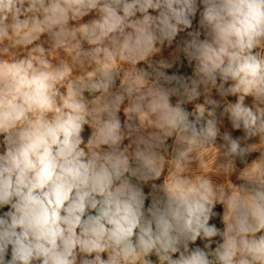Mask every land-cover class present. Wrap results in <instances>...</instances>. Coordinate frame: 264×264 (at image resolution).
Returning a JSON list of instances; mask_svg holds the SVG:
<instances>
[{
	"label": "rangeland",
	"instance_id": "rangeland-1",
	"mask_svg": "<svg viewBox=\"0 0 264 264\" xmlns=\"http://www.w3.org/2000/svg\"><path fill=\"white\" fill-rule=\"evenodd\" d=\"M49 3L50 0H44L45 7ZM106 3L111 5L112 0H99L94 9L81 8V13L86 12V15L69 12L66 22L52 25L45 21L39 3L35 9L27 10L29 0H24L23 5L17 4L18 14L15 10L0 14V29L7 33L0 36V103L11 99L13 86L8 67L15 62L31 60L34 68L40 70L65 66L71 70L49 92L51 111H30L26 120L0 131V157L18 147L20 133L30 130L38 120L62 122L68 114L78 116L81 130L71 139L81 141L76 149L82 151L79 159L92 165L91 173L106 169L112 174L111 184L101 195L116 197L119 214H133L137 223L122 225L123 229L131 228L132 234L119 243L113 230L111 237L106 238L96 230L69 231L61 224L65 231L63 237L57 239V251L64 252L65 241H69L67 250L71 255L68 259L73 264H169L167 260H159L157 249L145 254L141 237L149 228L155 234L158 210L165 209L182 194L191 198L193 194L187 189L208 179L213 186L211 200L215 205L209 224L215 226L217 234L203 238L201 233L195 243L188 240L187 247L181 243L179 247L184 255L199 247L208 254L212 264H222L218 252L235 236L236 217L247 210L253 193L264 197V133L248 138L242 127L234 130L226 110L243 97V105L261 116L264 92L255 98L244 96L241 86V90L233 94L231 89L238 81L229 78L224 82L217 72L213 83L201 71L203 58L198 45L203 41L212 43L215 38L211 28L201 22L202 6L190 17L191 27L181 25L182 30L169 42L163 39L157 27L160 13L165 11L163 6L156 10L149 8L146 12L136 11L126 17L116 31L102 35L98 24L103 23L106 14L102 6ZM113 6L120 16L124 15L122 4ZM18 21H27V26L17 29ZM142 32H151L157 37L150 51L143 50V43L137 44ZM254 52L264 59V40ZM41 60H46L50 68L45 69ZM162 95L168 97L173 107L185 110V124L176 128L160 126V111H154L153 104ZM66 101L79 103L81 109L73 111L65 106ZM117 121L119 127L110 136L108 126ZM209 121L219 129L214 141L207 139L202 131ZM226 133L232 139H239L245 150L243 154H226L228 141L223 139ZM117 161H120L118 177L113 168ZM86 191L94 192L91 185ZM18 201L19 197L13 195L9 203L0 204V248L3 249L0 264H22L13 259L14 245L4 237L6 231H12L10 213L15 211L13 206ZM126 204L129 209L125 208ZM20 231V228L15 229L17 233ZM259 235H264V231L257 233ZM11 239L14 241L15 237ZM29 240L32 241L31 235ZM93 240H98L104 251L89 253L85 242ZM128 246L133 247L135 253L125 259L123 249ZM169 255L176 259L180 253ZM43 259L34 254L29 264H42Z\"/></svg>",
	"mask_w": 264,
	"mask_h": 264
},
{
	"label": "clouds",
	"instance_id": "clouds-1",
	"mask_svg": "<svg viewBox=\"0 0 264 264\" xmlns=\"http://www.w3.org/2000/svg\"><path fill=\"white\" fill-rule=\"evenodd\" d=\"M23 3L24 0H0V14L13 10L18 14L20 9L17 4ZM37 3L45 13V21L52 25L66 22L69 12L86 15V12L81 13V8L86 6L94 9L99 0H50L47 7L44 6V0H29L27 10L35 9ZM121 4L123 16L113 6ZM162 6L165 11L160 13L157 27L163 39L169 42L182 30L181 25L183 28L191 27L190 17L195 16L200 6L203 7L201 22L211 28L215 37L212 43L203 41L198 45L203 58L201 71L208 80L215 83L218 72L224 82L229 78L238 81L231 89L233 94L241 90V86L244 96L252 95L255 98L264 92V59L254 52L264 40V0H200L199 5L197 0H156L155 3L153 0H131L130 3L127 0H112L111 5L106 3L102 6L106 15L98 27L102 30L101 34L106 35L116 31L124 19L136 11L146 12L149 8L156 10ZM3 18L6 19V15ZM26 26L27 21H18L15 25L17 29ZM6 34L5 29H0V36ZM156 40L153 33L142 32L137 44L143 43V50L150 51L155 47ZM41 64L45 69L50 68L46 60H41ZM70 71L66 66L40 70L34 68L31 60L11 64L8 72L13 87L11 99L0 103V131H7L15 127L17 122L26 120L30 111H51L49 92ZM65 106L77 112L81 109V105L75 102L66 101ZM157 109L160 111L161 127L176 128L187 121L185 110L179 106L173 107L166 95L154 102L153 110ZM226 111L232 128L240 130L242 127L246 137L264 133V114L258 116L251 108L245 107L243 97ZM78 119V116L68 114L62 122L38 120L30 130L20 133L18 147L0 157V204L9 203L13 195L19 197L13 206L15 211L10 213L12 231H6L4 237L14 245L13 259L22 264H29L34 254L44 257L42 264H73L68 259L71 255V251L67 250L69 241H65L66 250L60 252L57 251V239L62 238L65 231L61 223L70 224L69 231H72L79 225L80 216H76L73 223L62 218L60 210L75 189L80 202L75 203L72 209L83 212V200L89 195L86 191L89 185L92 191L102 194L112 182V174L106 169L91 173L92 165L79 159L82 151L77 152L76 149L81 141L73 142L71 139L74 134L78 136L81 130ZM118 127V121L110 124L108 134L112 136ZM202 131L207 139L213 141L219 134V129L212 121L207 122ZM223 139L228 141L226 154L239 156L245 151L239 139H232L230 134L226 133ZM119 165L120 161L113 165L117 177L120 175ZM187 192L193 194L191 198L182 194L165 209L158 210L156 232L153 235L151 228L145 231L147 239L141 237V248L145 254L157 249L159 260H167L169 264H212L208 254L199 247L188 255L180 252L179 247L182 239L195 243L201 233L203 238L217 234L215 226L209 224L211 209L215 207L211 200L214 195L212 183L208 179L202 180L198 186L188 188ZM125 208L129 209L130 206L126 204ZM16 228L21 231L15 232ZM234 230L235 236L222 245V252H218L222 264H264V235L257 236V233L264 231V197L251 199L247 210L236 217ZM131 234V228L118 226L113 235L119 243ZM30 235L32 241L29 240ZM13 236L14 241L11 239ZM85 247L89 253L104 251L98 240L85 242ZM161 252L164 254L161 255ZM178 252L180 255L176 259L169 255ZM134 253L135 249L131 246L123 249L125 259Z\"/></svg>",
	"mask_w": 264,
	"mask_h": 264
},
{
	"label": "trees",
	"instance_id": "trees-1",
	"mask_svg": "<svg viewBox=\"0 0 264 264\" xmlns=\"http://www.w3.org/2000/svg\"><path fill=\"white\" fill-rule=\"evenodd\" d=\"M81 194L83 193L81 192ZM253 195L257 197L255 193ZM116 200V197L101 195L97 192H89V195L85 196L83 200V212L74 211L72 206L80 202L74 189L69 201L65 202L64 207L60 210V215L62 218L73 223L75 217L80 216V223L74 229L96 230L101 232L106 238H110V231L113 230L116 232L118 226L123 228L122 225L124 223L128 225L137 223L136 216L133 214H127L125 216L119 214L120 207L116 204ZM61 224L67 228L71 227L70 224ZM188 242V240H181V244L184 245H188Z\"/></svg>",
	"mask_w": 264,
	"mask_h": 264
}]
</instances>
